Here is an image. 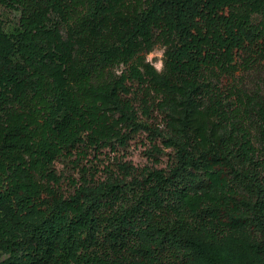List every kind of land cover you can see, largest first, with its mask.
<instances>
[{
  "label": "trees",
  "instance_id": "1",
  "mask_svg": "<svg viewBox=\"0 0 264 264\" xmlns=\"http://www.w3.org/2000/svg\"><path fill=\"white\" fill-rule=\"evenodd\" d=\"M0 5L19 15L13 34L0 21V264H190L195 237L238 230L264 263V100L232 84L264 61V0ZM157 46L160 71L145 60ZM140 128L171 156L133 168L127 206L115 207L117 183L56 188L60 157L123 146Z\"/></svg>",
  "mask_w": 264,
  "mask_h": 264
},
{
  "label": "rangeland",
  "instance_id": "2",
  "mask_svg": "<svg viewBox=\"0 0 264 264\" xmlns=\"http://www.w3.org/2000/svg\"><path fill=\"white\" fill-rule=\"evenodd\" d=\"M19 15L0 5V21L6 34H13L18 28ZM145 60L149 61L157 70V65L162 69V48L155 47L146 54ZM234 84L240 89L241 94L264 100V61L248 70H238L235 74ZM233 107L235 95H226ZM138 119L151 124L161 135H166L161 116L155 111L153 116H143L141 104L135 102ZM125 145L112 141L106 146L97 149H88L85 153H77L72 150L58 159L52 168L57 177L56 188L64 195L73 194L79 186H97L100 183L108 185L117 183L125 194L122 201L115 203L118 209L127 206L136 190V185H131L133 180V168L164 167L171 156V150L161 145L160 136L153 135L140 128L138 131L129 133ZM156 144L160 152H155L151 147ZM152 149V150H151ZM79 151L82 149L79 148ZM0 213V218L2 217ZM35 216H25L27 224H33ZM103 227L98 233L99 238L103 236ZM253 232L251 230H238L227 235L220 242H206L201 237H195L194 243L189 244V250L194 252V259L190 264H217L220 260L224 264H264L262 255L257 251L253 243ZM8 254L0 249V262L6 260Z\"/></svg>",
  "mask_w": 264,
  "mask_h": 264
},
{
  "label": "clouds",
  "instance_id": "3",
  "mask_svg": "<svg viewBox=\"0 0 264 264\" xmlns=\"http://www.w3.org/2000/svg\"><path fill=\"white\" fill-rule=\"evenodd\" d=\"M160 67H161L160 65H157V70H159V69H160Z\"/></svg>",
  "mask_w": 264,
  "mask_h": 264
}]
</instances>
